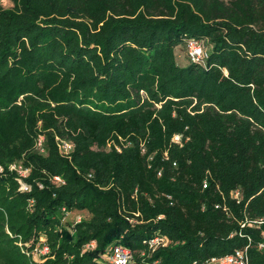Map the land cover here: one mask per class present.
<instances>
[{
    "label": "trees",
    "instance_id": "trees-1",
    "mask_svg": "<svg viewBox=\"0 0 264 264\" xmlns=\"http://www.w3.org/2000/svg\"><path fill=\"white\" fill-rule=\"evenodd\" d=\"M7 1L0 264H103L115 241L141 264L157 232L172 242L142 264H207L246 246L264 264V0ZM188 38L207 47L204 63L178 62ZM57 136L75 141L70 156ZM42 235L37 261L19 241Z\"/></svg>",
    "mask_w": 264,
    "mask_h": 264
},
{
    "label": "built area",
    "instance_id": "built-area-1",
    "mask_svg": "<svg viewBox=\"0 0 264 264\" xmlns=\"http://www.w3.org/2000/svg\"><path fill=\"white\" fill-rule=\"evenodd\" d=\"M207 47L204 43L196 38H188L187 39V54L190 61L195 63H204L205 58L207 56ZM57 145L59 151L64 156H70L74 148L76 147L75 141L67 138L56 137ZM173 141L181 143V134H175L173 137ZM111 143H109L110 145ZM37 147L44 151V136L42 134L37 138ZM118 148V147H117ZM119 149V148H118ZM120 150V149H119ZM11 169H15L19 172L20 176L17 178L20 182L21 190H30L31 186L24 180V177L28 174L29 168H26L21 163H13L11 165ZM3 171V167L0 165V172ZM54 180L57 182H64L63 178L59 175L54 177ZM207 186V183L204 184ZM171 197V195H168ZM231 196L238 201L242 197V193L240 188H237L231 192ZM33 201V200H32ZM70 214V213H68ZM163 215H160L162 217ZM83 218L79 216L76 222L81 221ZM130 221H135L133 218ZM263 222V221H260ZM22 237H20L21 239ZM172 242L171 238L160 232L155 233L152 237L145 239L144 243L146 245V249L140 250L139 254L142 258L140 261L143 263L145 256L147 253H152L157 248L161 246H167ZM19 244L23 251L34 260H44L47 254L50 251L49 245L47 244L46 237L42 235L40 239L30 246L29 243H25L22 240L19 241ZM91 245H94L92 243ZM248 247L245 248H237L232 253L226 254L221 257H213L208 260L207 264H251L250 255L248 251ZM260 247H264V242L260 243ZM99 262L103 264H140L139 259L136 256L135 251L125 246L120 241H115L111 243L106 250L101 254L98 259ZM141 263V264H142ZM194 262L193 264H195ZM148 264H160V260L156 259L152 261V263Z\"/></svg>",
    "mask_w": 264,
    "mask_h": 264
},
{
    "label": "rangeland",
    "instance_id": "rangeland-1",
    "mask_svg": "<svg viewBox=\"0 0 264 264\" xmlns=\"http://www.w3.org/2000/svg\"><path fill=\"white\" fill-rule=\"evenodd\" d=\"M1 2H2V0H1ZM4 3H5V1H3ZM3 3V4H4ZM5 5V4H4ZM13 4H12V2H11V0H8L7 1V4L5 5L6 7L7 6H12ZM208 49L210 50L211 49V47L210 46H208ZM176 52H177V54H178V58H177V60H178V62L180 63V64H182V65H185L186 63H188V54H187V50H181V49H179V48H177L176 49ZM71 214V213H70ZM70 214H67L65 217H64V222H66L67 224H71V223H75L76 222V220H77V218L79 217V216H82V218H88L89 216H90V213L88 212V211H86V212H83V213H81V214H78V215H70ZM32 258V257H31ZM33 259V258H32Z\"/></svg>",
    "mask_w": 264,
    "mask_h": 264
},
{
    "label": "bare ground",
    "instance_id": "bare-ground-1",
    "mask_svg": "<svg viewBox=\"0 0 264 264\" xmlns=\"http://www.w3.org/2000/svg\"><path fill=\"white\" fill-rule=\"evenodd\" d=\"M70 215H72V213Z\"/></svg>",
    "mask_w": 264,
    "mask_h": 264
}]
</instances>
